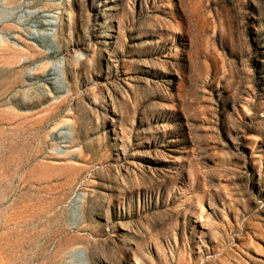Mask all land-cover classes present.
I'll use <instances>...</instances> for the list:
<instances>
[{
	"label": "rangeland",
	"instance_id": "obj_1",
	"mask_svg": "<svg viewBox=\"0 0 264 264\" xmlns=\"http://www.w3.org/2000/svg\"><path fill=\"white\" fill-rule=\"evenodd\" d=\"M0 238L264 264V0H0Z\"/></svg>",
	"mask_w": 264,
	"mask_h": 264
},
{
	"label": "bare ground",
	"instance_id": "obj_2",
	"mask_svg": "<svg viewBox=\"0 0 264 264\" xmlns=\"http://www.w3.org/2000/svg\"><path fill=\"white\" fill-rule=\"evenodd\" d=\"M3 236V235H2ZM1 239V238H0ZM2 240V239H1ZM3 245V244H2ZM1 246V245H0Z\"/></svg>",
	"mask_w": 264,
	"mask_h": 264
}]
</instances>
